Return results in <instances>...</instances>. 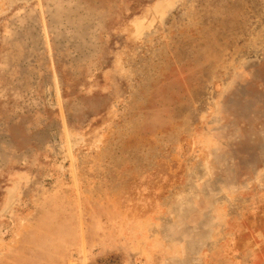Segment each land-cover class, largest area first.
Listing matches in <instances>:
<instances>
[{"label":"rangeland","instance_id":"1","mask_svg":"<svg viewBox=\"0 0 264 264\" xmlns=\"http://www.w3.org/2000/svg\"><path fill=\"white\" fill-rule=\"evenodd\" d=\"M64 2L0 0V264H264V0Z\"/></svg>","mask_w":264,"mask_h":264},{"label":"crops","instance_id":"2","mask_svg":"<svg viewBox=\"0 0 264 264\" xmlns=\"http://www.w3.org/2000/svg\"><path fill=\"white\" fill-rule=\"evenodd\" d=\"M58 2V1H57ZM77 2H80L81 6L79 8V11L81 12V14L79 15L80 20H78L76 17H72L71 16V11L73 6L76 5ZM63 4H65L66 6L64 7H59L54 6V11L56 12V15L58 16V20L60 22V20H62V18L60 17V11H64V13L67 15L66 19L68 20V24H67V28L69 29L70 27L72 29H77L78 31H76L75 33L72 32V34H70L69 32H66L64 37L61 36L59 38H61V40H59L60 43H67V44H78V43H96V32L98 33V31H96V28H98V26H102L103 27V23L101 20H103V16H102V11L106 12L105 7L106 5H103L104 7H100L97 12H101V16L99 15V25H96V23H91L89 22L91 18L90 14L92 12H95L96 9H90L89 8V4H88V0H67V2H64ZM83 4V5H82ZM108 8V7H107ZM52 11V10H51ZM73 19L74 21L72 23H70V20ZM85 33L86 35H83L82 33ZM82 34V35H80ZM100 37V36H98ZM54 39H57V37H54ZM95 39V40H92ZM23 138L14 134V138H11V141L16 142L15 147L17 148V150H21V146H22V142H23ZM15 152H20V151H15ZM246 154L241 156V153L239 151H218V157L220 159H224V163H222L223 165H225L227 168H231L232 165V161H228L227 158H232V157H236L237 163L234 167V170L230 171L231 175L233 176H242V177H246V176H251L252 173L255 172V170L257 168H259L260 166L264 165V151H245ZM8 153V152H7ZM22 154V153H21ZM19 155V154H18ZM13 156V157H23L22 156ZM241 156V157H240ZM242 157H244L242 159ZM1 163L3 164L2 167L4 170L1 171V173L4 172V174L8 173V168H9V160H8V154L6 156H2L1 157ZM213 188H217V187H213ZM15 191V189H13ZM0 191H1V195H2V191H3V182L0 184ZM4 196H5V203L7 202V205L9 203V188L8 186H5L4 188ZM3 202L0 201V207H2ZM20 234V233H19ZM21 235V234H20ZM15 248V247H14ZM12 250V249H11Z\"/></svg>","mask_w":264,"mask_h":264}]
</instances>
